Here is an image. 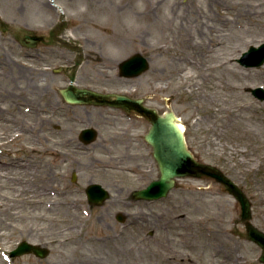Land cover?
I'll return each instance as SVG.
<instances>
[{"label": "rangeland", "instance_id": "obj_1", "mask_svg": "<svg viewBox=\"0 0 264 264\" xmlns=\"http://www.w3.org/2000/svg\"><path fill=\"white\" fill-rule=\"evenodd\" d=\"M119 2L126 9L123 34L137 35L139 50L150 57V69L137 79L138 87L144 90L150 83L155 106L174 111L180 122H186L193 156L229 176L244 191L252 204V222L264 232V101L249 91L264 87V65L247 68L237 61L251 45L264 43V0H196L193 9L189 0ZM146 10L149 13L144 14ZM0 15L1 19L8 16L2 2ZM187 33L198 44L195 49L184 45ZM7 46L0 33V138L4 135L0 139V228L2 220L9 225V236L1 242L7 249L0 264H166L163 250L169 248L168 242L172 247L180 243L174 245L180 253L168 259L182 264H264V247L248 236L235 195L225 184L201 174L181 177L168 198L154 207L150 204L151 209L138 210L151 221L167 212L180 230H163L150 240L140 234L138 243L124 233L123 240L114 241L112 231L103 226L106 222L96 216L98 210H90L84 195L74 191L84 186L46 180L52 165L47 149L54 148L50 135L38 132L41 118L55 112L50 102L55 65L42 63L36 70L33 67L38 65L28 60V70H22L23 59L8 55ZM200 51L207 56H199L197 66L181 63L179 54L194 56ZM39 71L42 74L37 75ZM22 73L27 76L20 77ZM25 93L27 99L20 104L19 95ZM21 129L29 132L18 138ZM15 160L26 162L23 166L32 168L37 178H26L31 172L17 164L14 174H6L4 163ZM23 182L48 191L37 198L41 201L37 206L18 203L12 208L17 197L12 189ZM114 197L106 204L110 206ZM22 241L49 248V256L11 257Z\"/></svg>", "mask_w": 264, "mask_h": 264}, {"label": "flooded vegetation", "instance_id": "obj_2", "mask_svg": "<svg viewBox=\"0 0 264 264\" xmlns=\"http://www.w3.org/2000/svg\"><path fill=\"white\" fill-rule=\"evenodd\" d=\"M0 2L8 13L4 19L0 18V33L8 43L7 54L23 59L22 70H28L25 66L28 60L38 65L33 67L36 70L41 69L42 63L46 67L55 65L54 85L44 88L53 90L50 102L55 112L50 118H41L38 132L50 135L54 148L47 149L51 150L52 165L46 180L74 188L84 186L74 191L84 195L90 210H98L96 216L106 222L102 225L112 231L114 241L123 240L124 233L131 234L138 243L140 234L150 240L163 230L168 233L180 230L174 228V219L167 212L163 216L158 213L157 221L139 215V209H151L159 202L136 196V191L160 176L155 146L148 133L155 119L167 121L177 117L167 116L166 111L155 106L150 83L140 90L137 80L140 76L126 77L122 73L123 59L136 53L147 55L139 50L137 35L123 34L122 15L126 9L122 3L119 0ZM26 96L27 93L19 95L20 104ZM118 96L125 98L118 100ZM35 103L41 106V102ZM34 112L40 116L37 110ZM181 126L187 138L188 125L182 122ZM94 185L109 190L111 196L107 201L115 195L110 206L107 201L94 202L101 197V189L89 192ZM174 245L168 242L169 248L163 250L166 264H182L168 259L172 253H180ZM114 250L117 251V246Z\"/></svg>", "mask_w": 264, "mask_h": 264}, {"label": "water", "instance_id": "obj_3", "mask_svg": "<svg viewBox=\"0 0 264 264\" xmlns=\"http://www.w3.org/2000/svg\"><path fill=\"white\" fill-rule=\"evenodd\" d=\"M238 61L248 67L261 66L264 64V43L260 46H251L243 53ZM148 59L142 55H135L124 61L122 64L126 75H139L148 69ZM252 93L260 100L264 101V88L257 87L251 89ZM124 97H119L122 99ZM168 115H175L169 112ZM178 123L174 120L156 119L154 126L148 134V139L155 146V156L161 169V177L152 182L147 188L137 192V196L149 199H160L165 197L174 187L175 179L186 175H196L198 173L216 178L222 184L229 186L230 191L235 193L236 198L242 205V219L248 229V234L252 240L257 241L264 247V232L259 230L251 222V203L244 195V192L227 175H224L212 166L205 165L195 160L192 152L188 149L185 138L179 130ZM102 199L108 198L107 191H103ZM35 252L41 257L47 255V249L33 245L24 241L12 252V255H19L27 252ZM264 261V255L262 257Z\"/></svg>", "mask_w": 264, "mask_h": 264}, {"label": "bare ground", "instance_id": "obj_4", "mask_svg": "<svg viewBox=\"0 0 264 264\" xmlns=\"http://www.w3.org/2000/svg\"><path fill=\"white\" fill-rule=\"evenodd\" d=\"M189 5H190V7L193 9V6L192 5H196V0H189ZM174 6H175V4H174ZM146 12L147 13H149V11L148 10H146V11H144V14H146ZM143 14V15H144ZM183 43H184V45H186L188 48H190V49H195L196 47H198V44H194L193 43V41H192V38L189 36V33H187V35H186V38H184L183 39ZM207 52V51H206ZM208 52H210V50H208ZM194 53V56H192V55H188V56H184V55H182V54H179V59H180V61H181V63H187V64H194L195 66H197L198 64H199V60H198V57L200 56V57H202V59L203 58H205L206 56H207V53H201V51L200 52H198V53H195V52H193ZM200 54V55H199ZM175 56L178 58V54L176 55L175 54ZM1 64H2V66H5L6 65V62H5V60L3 59L2 60V62H1ZM225 65V64H224ZM38 75V74H37ZM27 75H25V73H22V75H20V77H22V78H24V77H26ZM38 111V113H40L39 112V110H37ZM180 126V128H181V130H183V126H181V124L179 125ZM20 132L19 133H16L17 135V137L19 138L20 136H21V134H22V132H25V133H27V132H29V131H24V130H19ZM31 133L33 134V132L31 131ZM34 135V134H33ZM0 139H2V140H4V135L3 136H1V138ZM15 139V137H12L11 138V141H13ZM31 139H35V135L34 136H32V138ZM36 150H37V148H33V147H31V151L32 152H36ZM24 163H26V162H24ZM24 163H20V160H15V161H13V162H8V163H4V166H3V171L4 172H6V174L8 173V174H14L15 173V165L17 164V165H20V166H23V164ZM27 164V163H26ZM25 165V164H24ZM36 165V164H35ZM35 167V166H34ZM24 168L25 169H27L29 172H31V173H27V174H25L24 176L27 178V177H31V178H37V176L35 175V174H33V169L32 168H30V167H28V165L25 167L24 166ZM11 171V172H10ZM31 180L32 179H30V181L27 179V182L28 183H31ZM17 185V184H16ZM17 186H19V187H13V191L15 192V195H17V197L16 198H13L12 200H15L16 202H12V204L10 205L12 208H14V206L16 205V204H18V203H26V204H28V205H35V206H37L36 204L37 203H40L41 201H39L37 198L42 194V193H45V192H47L48 191V187H40V186H35V185H33V186H30L29 184H27V183H25V182H23V183H19ZM20 197H24L25 199H21ZM28 197V198H27ZM9 200H11V198H8ZM6 221L5 220H2V224L4 225V226H2L1 228H0V257L2 256V255H5V253H6V249L7 248H5V246L3 245L2 246V243L8 238V236H9V233L7 232L8 231V227H9V225L7 224V223H5ZM15 228H18L17 226H15ZM2 242V243H1ZM226 260H230V259H227L226 258ZM12 264V263H11Z\"/></svg>", "mask_w": 264, "mask_h": 264}]
</instances>
